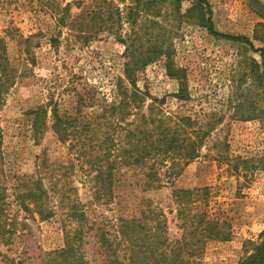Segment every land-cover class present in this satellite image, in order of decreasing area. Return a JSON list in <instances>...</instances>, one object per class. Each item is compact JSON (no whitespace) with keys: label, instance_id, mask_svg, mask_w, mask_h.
Returning a JSON list of instances; mask_svg holds the SVG:
<instances>
[{"label":"rangeland","instance_id":"1","mask_svg":"<svg viewBox=\"0 0 264 264\" xmlns=\"http://www.w3.org/2000/svg\"><path fill=\"white\" fill-rule=\"evenodd\" d=\"M208 1L218 32L264 47V0ZM198 7L196 0H0V76L2 68L9 76L0 87V264H47L68 236L82 244L87 264H117V257L129 264L132 241L158 225L171 247L192 240L175 189H203L190 214L205 211L209 229L184 246L179 264H239L247 243L264 239L263 59L246 42L212 34ZM134 57L145 64L126 66ZM168 61L184 70L185 99ZM136 89L144 114L191 116L210 133L180 174L160 168L162 187H147L148 168L119 162L112 195L99 192L90 160L107 134L117 143L125 135L111 126L119 111L103 113L122 90L131 97ZM54 107L74 122L66 142ZM39 178L54 212L47 219L17 198ZM73 204L84 220L73 218Z\"/></svg>","mask_w":264,"mask_h":264},{"label":"trees","instance_id":"2","mask_svg":"<svg viewBox=\"0 0 264 264\" xmlns=\"http://www.w3.org/2000/svg\"><path fill=\"white\" fill-rule=\"evenodd\" d=\"M198 8L201 9V17L205 27L214 35L222 36L227 39L235 41H243L252 46L255 51L259 52L263 59L264 66V47H257L253 45V42L245 36H237L231 34H225L218 32L214 28L212 19L211 4L208 0H196ZM206 5L208 11V17L205 18V12L203 6ZM196 8V7H193ZM190 11H192V9ZM159 55L164 52L161 50ZM169 57V56H168ZM4 60L0 56V67L3 65ZM145 64L141 58L134 57L126 66L130 65H143ZM254 66L260 68V64L256 61ZM168 74L178 78L180 82V89L178 91V97L180 99L187 98L186 90V76L183 75V68L174 69L172 63L169 61L166 64ZM128 78H131L132 71L129 68L125 69ZM9 81L8 72L2 68V76H0V87L5 85ZM134 81V80H133ZM135 84V81H134ZM0 90V96H1ZM122 100L118 104L111 105L112 107L106 109L103 113L104 117L106 112L109 110L114 112L119 111L121 114L119 118H114L111 126L115 124L120 125L125 130L124 137L119 140L114 138L111 134H107L99 144L100 154L95 156L94 159L90 160L91 165H94L91 169L97 171L96 178L101 187L99 192L104 191L107 194L112 195L113 193V176L114 169L117 163L121 162L127 166L139 165L147 170V187L160 188L163 186L162 179L160 177V168H165L168 176H174L180 174L179 170L182 166L187 165L189 162L198 158L201 154V148L204 144L205 138L209 135L210 131L204 129L203 124L193 119L191 116H167L164 112L144 114L141 110V105L138 104L140 100L139 90L133 93L131 97L127 96L125 91L121 92ZM136 109V110H135ZM46 106L42 105L36 110V119L34 125L36 132L38 127L41 125V118L46 113ZM136 111V112H134ZM139 115L136 119L130 120L131 115ZM109 115V114H108ZM53 116L55 118L54 126L58 132L60 140L66 142L69 137V127L74 125L72 120L62 117L57 107L53 108ZM112 118V117H111ZM107 119H109L107 117ZM111 120V119H110ZM124 124V125H121ZM197 125V126H196ZM111 143V145H109ZM123 143V149L119 153L114 154V150L117 146ZM111 149V150H110ZM113 157V158H111ZM119 160V161H118ZM203 189L194 188L190 189H175L173 195L175 200L180 205L179 213L182 217L186 218V224L184 229L188 230V235L192 236L196 240L190 238L187 239L185 236L178 244L171 247L168 243V237L164 235L163 227L158 225L154 233L146 236H138L132 241V247L130 248L129 264H174L172 262L181 261V250L184 246H189L200 240V237L204 236V232H208V223L204 220L206 216L205 211L196 212L190 214L191 207L190 203L195 202L199 199ZM17 198H20L24 203L26 201V209H29V203L35 205L38 213L43 219L51 217L54 212L45 208L46 198H48V192L43 186L40 178L33 183V187L26 189L23 192L17 194ZM2 195L0 196V202ZM28 203V204H27ZM73 218L76 217L79 220H84L85 215L79 214L77 205L72 206ZM196 209V208H195ZM158 214H162L159 212ZM199 218V219H197ZM197 223L195 224V220ZM125 218H122V224ZM127 220V219H126ZM125 220V221H126ZM194 220V221H193ZM193 225V226H192ZM121 233H123L120 230ZM77 237L80 240V232H77ZM219 235V234H218ZM217 235V236H218ZM210 233L207 234V237ZM104 241L109 242V239L103 238ZM153 242L148 243V240ZM155 241L161 243L160 247L165 245V249L158 251ZM81 243H76L73 237H69L64 247L60 250L54 251L55 256L50 258L47 264H87L84 253L81 251ZM246 254L242 257L239 264H264V239L258 242L247 243ZM157 251V253H156ZM171 256H170V252ZM184 251V250H183ZM173 254V255H172ZM149 255V256H148ZM145 258V260H144ZM117 264H124L117 257Z\"/></svg>","mask_w":264,"mask_h":264}]
</instances>
